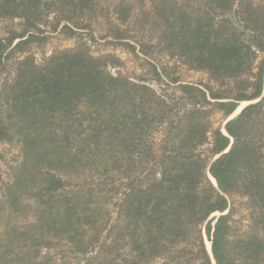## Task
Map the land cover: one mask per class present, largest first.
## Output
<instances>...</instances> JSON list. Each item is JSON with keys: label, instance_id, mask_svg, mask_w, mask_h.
<instances>
[{"label": "trees", "instance_id": "obj_1", "mask_svg": "<svg viewBox=\"0 0 264 264\" xmlns=\"http://www.w3.org/2000/svg\"><path fill=\"white\" fill-rule=\"evenodd\" d=\"M108 14L109 43L210 84L147 60L170 94L110 72L119 60L81 38ZM47 25L76 42L38 61ZM13 143L0 264H264V0H0V145Z\"/></svg>", "mask_w": 264, "mask_h": 264}, {"label": "rangeland", "instance_id": "obj_2", "mask_svg": "<svg viewBox=\"0 0 264 264\" xmlns=\"http://www.w3.org/2000/svg\"><path fill=\"white\" fill-rule=\"evenodd\" d=\"M111 21L116 23L115 17L112 14H108L105 17H101L96 21H93L90 25L91 27L86 31H82L81 33V38L87 43V45L89 46V50L93 55L99 56L110 54L115 56L119 60L118 67L114 69L110 68V72H120L135 81L139 80L140 77H144L146 78V82L150 84L151 87H153L157 92L161 94H170L173 88H175L178 83L174 85L168 83V87L164 83L156 84V82L150 80V76L148 75L149 73L146 72V70H148L149 68L146 63L147 60L154 63L158 67V69H160V71L164 70L165 68L164 72L169 74V76L171 77H176L180 83H189L195 85L205 83L210 84L207 74L201 71L191 70L176 59L165 57L163 54H153V56L151 57H146L138 52V48L137 54L134 55L124 50L122 46H119L115 43H109L111 42V38L106 36H108L109 34V22L111 23ZM41 29L44 32V36L47 37V40L41 45L33 46L31 50L38 61L42 57L48 56L54 51L70 49L75 45L76 40L66 38L59 32L53 31L49 25L43 26L41 27ZM89 34H92L95 39L90 40ZM148 39L150 38L149 36H147L146 32H138V34L130 40L134 43L136 40L138 41ZM245 105L246 103H242L237 108L235 113L231 116V118L236 116ZM211 122L214 128H216L217 126H222L223 121L221 114L215 113L211 119ZM0 153L2 155V158L0 159V190H4L5 184L8 181L9 177L12 175L14 169L16 168V163L19 160V148L16 147L14 143L1 144ZM242 208V206L239 207L238 205L235 209L236 212L234 214V218L236 220L235 228L238 230L243 229L241 226L243 224L239 223L241 222V218H243L242 216L245 213ZM243 222L245 226V221ZM0 223H3V220ZM205 243L207 250L210 251V243L207 241Z\"/></svg>", "mask_w": 264, "mask_h": 264}, {"label": "water", "instance_id": "obj_3", "mask_svg": "<svg viewBox=\"0 0 264 264\" xmlns=\"http://www.w3.org/2000/svg\"><path fill=\"white\" fill-rule=\"evenodd\" d=\"M229 119H231V118H229Z\"/></svg>", "mask_w": 264, "mask_h": 264}]
</instances>
